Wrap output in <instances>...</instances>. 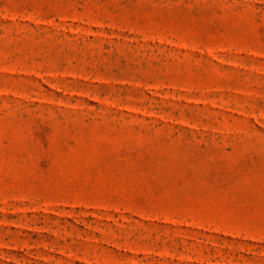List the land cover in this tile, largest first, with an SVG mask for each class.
Segmentation results:
<instances>
[{
	"label": "rangeland",
	"instance_id": "rangeland-1",
	"mask_svg": "<svg viewBox=\"0 0 264 264\" xmlns=\"http://www.w3.org/2000/svg\"><path fill=\"white\" fill-rule=\"evenodd\" d=\"M0 264H264V0H0Z\"/></svg>",
	"mask_w": 264,
	"mask_h": 264
}]
</instances>
